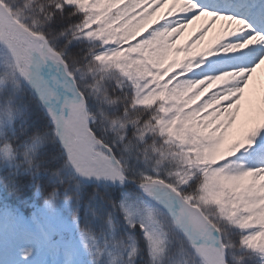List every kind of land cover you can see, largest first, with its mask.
<instances>
[{"label": "snow or ice", "instance_id": "obj_1", "mask_svg": "<svg viewBox=\"0 0 264 264\" xmlns=\"http://www.w3.org/2000/svg\"><path fill=\"white\" fill-rule=\"evenodd\" d=\"M169 3L171 6L167 7L162 22L123 48L178 41L198 21L203 22L202 26L187 43L189 47L198 41L204 44L209 33L216 34L207 52L198 51L157 85L150 78L145 79L146 72H128L122 66L100 61V57L118 55L122 48L118 42H109L114 38L104 29H100L103 35L95 31L99 25L92 23L96 19L92 6L85 8L75 0H47L46 3L45 0H0V29H6V32L0 31L3 48L0 51V112L6 104L23 112L20 94L25 86L31 90L37 106L47 114L50 131L46 135L55 134L56 142L61 144L62 171L80 182L121 189L120 200L108 197L112 204L105 223L109 234L104 238L114 240L111 233L119 231L118 217L130 232L138 228L147 248L145 264H210L201 250L202 241L220 253L221 264H264V248L248 244L257 233L264 232V225L250 222V213L231 207L233 194L217 182V178L239 181L253 174L264 176V159L258 166L249 167L240 162L243 157H238L242 152L249 154L253 150L264 157V95L258 104L254 95L245 102L253 75L264 66V18L260 20L261 27H254L247 19L227 14L201 0H124L114 9L115 16L106 15L110 21L124 20L136 26L152 19ZM73 17L77 18L75 22ZM58 21L66 23L56 27ZM89 24L92 26L88 27ZM9 48L30 54L27 67L24 63L17 66L8 54ZM210 59L214 60L211 66ZM194 72H201L200 78H189ZM14 82L21 87L17 88ZM117 84L120 95L127 97L124 104L105 106L97 101V106L109 115L121 116V123L113 133L122 129L124 136L121 139L110 134V139L105 140L92 124L103 123L106 133L110 125L93 112L89 101L109 85ZM214 85L219 87L210 91ZM157 92L167 102L141 103L146 96ZM76 107L86 114L87 127L81 126L80 139L73 145L65 136V128ZM122 108L127 110V115L122 114ZM134 115L139 120L124 127L123 121ZM20 121L23 128L24 120ZM174 124L178 130L170 131ZM213 124L230 126L231 139L241 144L238 150L226 158L220 157L209 167L200 160L203 151L211 148L216 140L208 132L198 133L196 129L205 126L210 129ZM131 133L136 135L129 144ZM6 135V127L0 124V140ZM28 143L27 139L19 143L15 162L0 161V191L15 195L21 202H26L27 197L25 188L18 182L19 176L31 175L36 193L41 192L35 181L42 167L36 161L43 146L37 145L35 155L29 160L19 155ZM129 184L135 185L139 193H128ZM79 186L76 185L75 191ZM61 195L65 203L71 201L67 191L50 193L43 209L49 217L55 215ZM209 207L216 210L215 216L208 215ZM72 227L87 259H76L78 253L73 249L67 264H136L141 256L142 250L134 243L128 242L127 249L122 250L118 244L102 245L94 235L89 239V233L80 231L76 216ZM154 230L164 238V256L158 262L151 254ZM52 232L51 225L40 226L38 233L14 230L7 244L10 249L19 245L23 251L18 259L13 257L9 261L0 254V264H31L39 250L54 243L57 248L72 247L71 240L54 242ZM169 233L178 236L182 243L176 246ZM4 244L0 221V249Z\"/></svg>", "mask_w": 264, "mask_h": 264}, {"label": "rangeland", "instance_id": "obj_2", "mask_svg": "<svg viewBox=\"0 0 264 264\" xmlns=\"http://www.w3.org/2000/svg\"><path fill=\"white\" fill-rule=\"evenodd\" d=\"M75 2L85 8L92 6L96 13V19L92 23L99 25L95 31L100 35H103L104 33H101L100 29H104L106 33L110 34L114 38L109 42H118L121 45L122 50L118 55L107 56L101 60L119 61L122 66V70L126 69L128 72H135L137 70L143 71L146 72L145 79L151 78L153 81H157L156 74L160 72V60L167 58L170 50L177 41L171 43L168 41L155 42L151 45L141 44L137 45L135 48H123V45L131 44L132 40L135 39L136 36L145 34L148 29L156 26L159 22H162L167 11H161L158 13L157 17L154 16L152 19L149 18V20L133 26L131 22H126L124 20L110 21L108 19V15L115 16L114 9L119 8L124 3V0H95L94 4L93 0H75ZM16 26L18 27V25ZM91 26V24L88 25V27ZM112 29L113 31L111 32ZM0 31H2V29H0ZM4 32H6V29ZM189 32L190 31H188V37L193 34V32ZM195 45L196 48L202 47L201 42H197ZM205 45H208V41ZM11 49H14L16 57ZM11 49H8V54H10L17 66L19 63H24L25 67H27V64L31 60L30 54H21V52L16 48ZM0 51H3L2 46H0ZM21 75H23V71H21ZM200 75L201 72L198 75L189 76V78L198 79L200 78ZM214 87H216V85H214ZM260 92L261 95L264 94V76L259 78V84L253 86V95L255 98L259 97ZM161 95V93L157 92L154 95L146 96L141 103L151 105L155 104L158 100H165L167 102V98ZM184 100H187V94L184 97ZM188 106H190V104ZM0 124H3L5 127L10 125V120L7 114L0 112ZM229 128L230 126L225 127L224 124H213L210 129L207 126H205L204 129H196L198 133L201 131L208 132L209 136L216 140V143L211 148H207L203 151L200 163L206 164L207 157L209 155H223L225 153L231 155L234 151L238 150L241 141L231 139L229 135ZM172 130H178V125L174 124L173 129H170V131ZM68 134L69 133L65 131L66 137H69ZM72 141H74V138L70 139L71 143H73ZM238 157H243L240 162L245 163L247 166H255L250 164L249 156L247 154L242 152L238 154ZM0 158L4 162H12L13 155L10 153L8 148H2L0 149ZM75 166L76 164L74 162L73 167ZM217 182L233 194V203L231 204V207L237 208L239 211H246L250 213L248 217L250 222L253 220L256 224L264 225V176L258 177L253 174L239 181H226L217 178ZM237 197H240L241 199H238ZM59 199L61 202L57 206L55 215L52 217H49L43 212L46 200L41 206L35 207L29 216H25L17 209L9 208L8 210L3 211L0 208V221H2L4 238L7 237L8 233L11 235L14 230L18 232L21 230H27L32 233H38L40 226L48 227V225H51L53 229L52 239L54 242H59L61 240L72 241V247L64 246L57 248L55 243L44 247L32 258L31 264H56V262H59L58 264H67L68 260L73 256V249H75V252L78 253L76 259H87L81 247V241L77 236L75 229L72 227V201L65 203L63 201L65 197L63 195H61ZM217 201L218 203L220 202L219 199ZM158 228L159 225H157V229ZM169 236L171 241H173L176 246L181 244L180 238L174 233H169ZM89 239L91 238L89 237ZM150 244L152 258L157 262L160 261L164 256V238L158 230H154ZM248 244L250 247L264 248V232L257 233L248 241ZM16 247L18 254L21 255L23 248L19 245ZM59 250H61L60 256L56 255ZM201 250L203 254L206 255L210 264H212L210 258L213 257V254L210 253V250H208L209 257L204 248L201 247ZM58 256L59 258H57Z\"/></svg>", "mask_w": 264, "mask_h": 264}, {"label": "trees", "instance_id": "obj_3", "mask_svg": "<svg viewBox=\"0 0 264 264\" xmlns=\"http://www.w3.org/2000/svg\"><path fill=\"white\" fill-rule=\"evenodd\" d=\"M31 2V0H29ZM47 0H45V3ZM77 18L73 17V22ZM66 23L64 21H58L56 27L61 26V24ZM18 25V24H17ZM19 27H22L18 25ZM100 61L110 64L119 65V61H108L101 60L104 57L99 58ZM16 87L19 88L18 82ZM118 84L113 87L109 85L107 89L103 92H99L97 97H93L89 101L93 112H96L102 121L107 122L110 125L109 131L106 133L104 130V124H92V128L96 129L100 136L104 137L105 140L110 139V134H115L121 139L124 136L122 129H116L113 133V129L116 128L118 124L121 123L120 115H109L107 111H101L97 106V101L99 104L105 106H112L113 104L119 103L124 104L127 97H122L117 91ZM98 91V90H97ZM21 99L19 104L24 106L23 112H18L16 107L8 106L7 104L2 110V113L7 114L10 125L6 127L7 135L0 140V149L8 146L11 149L13 155L12 162H15L17 156V146L21 141L27 139L29 141L27 147L19 152V155L24 156L26 159L31 160L32 155H35V147L37 145H42L43 149L41 151L40 159L36 161L42 165L38 170V177H36L35 184L41 189L40 194L36 193L35 186H32V176L31 175H21L18 177V182L21 187L25 188L26 192V202H21L17 200L15 195L8 196L3 191H0V208L5 210L8 208H15L25 215L31 213L35 207L41 206L45 200H47L52 192H69L71 196V210L73 212L72 217L79 218L80 230L81 232L89 233V237L94 235L100 240L101 244H114L119 245L122 250H126L128 247V242L134 243L137 247L142 250L141 256L137 258L136 264H145L148 259L147 248L144 243V235L137 228L134 232H130L124 225L122 218H117V223L119 224V231L111 233V239L105 240L104 236L109 234L107 223V215L111 211L110 206L112 201L108 199L109 195L113 200H120L121 189L114 186H98L95 182H80L79 179L73 176L66 175L63 169V160L60 159L63 155L61 150V144L56 142L55 134L52 137L46 135L50 131L48 128L49 122L45 111L38 107L35 99L31 93V90L25 86V91L21 94ZM129 108L132 107L131 104L128 105ZM122 114L127 115L126 109H121ZM20 119L24 120L23 128ZM139 120V116L134 115L130 119L123 121L124 127L134 124ZM14 121H16L14 123ZM135 133L129 134V144L132 143V138ZM117 151H119L117 149ZM31 154V155H29ZM228 153L223 155L212 154L207 157L206 164L211 167L220 157L226 158ZM0 161H3L0 158ZM4 162V161H3ZM202 164V163H201ZM80 184L79 188L75 191L76 185ZM26 186V187H25ZM126 191L130 194H138L139 192L135 189V185L129 184L126 186ZM193 192L196 189L192 190ZM98 193V195H97ZM96 195V198H93ZM218 200V199H217ZM218 203V201H217ZM209 216H215L216 210L212 207L207 209ZM236 239V238H234ZM182 243V242H181Z\"/></svg>", "mask_w": 264, "mask_h": 264}, {"label": "bare ground", "instance_id": "obj_4", "mask_svg": "<svg viewBox=\"0 0 264 264\" xmlns=\"http://www.w3.org/2000/svg\"><path fill=\"white\" fill-rule=\"evenodd\" d=\"M215 0H201L202 3H206V2H212ZM235 0H220V4L221 6H219V10L227 13V14H233L237 17L240 18H245V13L243 12V8L240 6L239 2H234ZM207 4V3H206ZM230 4H235V11L230 9L229 6ZM170 3L168 6H166L163 11H167V7H170ZM215 4L212 5V7H214ZM251 7H255L256 6V2H251L250 3ZM262 7L264 8V3L262 4ZM216 8V7H214ZM239 9H241L242 11H240ZM158 13L156 14L155 17H157ZM264 18V11L261 13V17L260 20ZM163 21V20H162ZM202 21H198L195 24H192L188 27V29L185 30V33L183 35V37H180V39L174 44L173 48L170 50L169 55L167 56V58H163L162 60H160L159 63V68H160V72H158L156 74V79L157 81H153L151 78V82L155 83L157 85L162 84L164 80L167 79V77L169 75H171V73L173 71H175L178 67H183L185 64V61H187L189 58L193 57L198 51L200 53H204L207 52L212 44L210 43L212 41V39L215 36V32L209 33L204 40V44H202V47L200 48H196V45H191L190 47L187 45V43L191 40V38L193 36H195V34L200 30V27L202 26ZM251 24H253L254 27H257L253 22H249ZM113 31V29L111 30V32ZM188 31L193 32V34L188 37ZM189 32V33H190ZM183 39V41L181 42V40ZM208 41V45H205V43H207ZM200 42V41H198ZM214 63L213 59L209 60V66H211V64ZM200 72H194L189 74V76L192 75H198ZM261 76H264V66H262L260 69L257 70V72L253 75V79L250 82V87L248 90H246V95H245V102L248 101L249 97L253 95V86L259 84V78ZM219 87V85H216V87L213 86L211 90H215V88ZM261 89V87H260ZM261 91V90H260ZM264 95V94H263ZM163 96V95H161ZM261 96V92L259 93V97L255 98L257 101V104L259 102V98ZM74 114V122L76 125V138L72 135L73 133L70 132L69 130V126L67 125L65 128V131L68 132L69 134V138L72 139L74 138L73 141V145L80 139V135H81V126L83 125V127L86 128V121H85V116H84V112L82 110V108L80 107H76L73 110ZM257 147H259V143L257 144ZM249 156V161L250 164H252L254 167L258 166L261 163V160L264 159V157L261 156V154L259 152H256L255 150H253V152L247 154ZM253 221V220H252ZM10 236V234L8 233L7 237L5 238V244L3 246L2 249H0V254L3 255L4 260L5 261H9L11 260L13 257L15 258H19L20 254H18L17 252V247L14 248H9L8 244H7V239ZM60 251H58V254L60 256ZM59 256L57 258H59ZM217 260V259H216ZM215 260V261H216ZM218 261V260H217ZM216 261V264H218ZM59 262H56V264H58Z\"/></svg>", "mask_w": 264, "mask_h": 264}, {"label": "water", "instance_id": "obj_5", "mask_svg": "<svg viewBox=\"0 0 264 264\" xmlns=\"http://www.w3.org/2000/svg\"><path fill=\"white\" fill-rule=\"evenodd\" d=\"M2 30L4 31L5 29H2ZM70 127L73 128V130H74V128H75V126H74V121H72V120H71V122H70ZM73 132H74V131H73ZM214 251H215V253H216L217 258L220 260V259H221V257H220V253H218L215 249H214ZM220 263H221V260H220Z\"/></svg>", "mask_w": 264, "mask_h": 264}]
</instances>
